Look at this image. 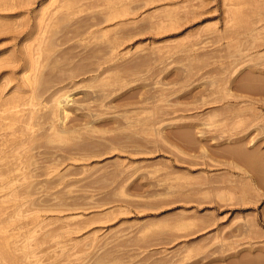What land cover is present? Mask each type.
Masks as SVG:
<instances>
[{"label": "rangeland", "instance_id": "374dc122", "mask_svg": "<svg viewBox=\"0 0 264 264\" xmlns=\"http://www.w3.org/2000/svg\"><path fill=\"white\" fill-rule=\"evenodd\" d=\"M0 264H264V0H0Z\"/></svg>", "mask_w": 264, "mask_h": 264}, {"label": "bare ground", "instance_id": "6f19581e", "mask_svg": "<svg viewBox=\"0 0 264 264\" xmlns=\"http://www.w3.org/2000/svg\"><path fill=\"white\" fill-rule=\"evenodd\" d=\"M80 18H81V17H80ZM61 28H62V27H61ZM55 29H56V28H55ZM49 30H50V29H48V31H49ZM57 30H58V28H57L56 30H54V31L56 32ZM48 31H47V32H48ZM58 31H59V30H58ZM58 31H57L56 33L54 32V34L57 35ZM65 31H66V30H65ZM49 32H50V31H49ZM52 32H53V31H52ZM59 32H60V33H58V34H59L61 37L64 38V34H65L64 31H62V29H61V31H59ZM61 32H62V33H61ZM68 32H69V31H68ZM50 33H51V32H50ZM63 33H64V34H63ZM61 34H62V35H61ZM52 35H53V33H52ZM58 37H59V36H58ZM59 38H60V37H59ZM63 38H60V40H61V39L64 40ZM66 39L69 40L70 37L67 36ZM66 39H65V40H66ZM68 40H67V47L65 46V44L63 45V47L65 46L66 48H63V47H62L63 50H64V51H63V50H62V51H63L64 53H65V49H66V52H67V50L70 49L69 46L71 47V46L74 45V44L71 45L70 43H68ZM90 41H91V40H90ZM61 42H63V41H61ZM92 42H93V44H94V42L97 44L96 47H94V49H93L94 51H96V49H98V50H97V52H98V51L101 50L102 48H105L104 46L101 45V43H97L96 41H92ZM92 42H90V44H91ZM73 43H74V42H73ZM78 43H79V42H77L76 45H82L81 47H82V49H83L84 51H86V50L88 51V50H89L91 53L94 52V51H91V49L93 48V45L91 46V49H89V47L86 49V47H87V46H86V45H87L86 43H84V44H82V43H81V44H78ZM87 43H88V42H87ZM62 44H63V43H61V44L59 43V45H61V46H62ZM68 44H69V45H68ZM85 44H86V45H85ZM88 44H89V43H88ZM83 45H84V46H83ZM98 45H101V46H98ZM85 46H86V47H85ZM88 46H90V45H88ZM94 46H95V44H94ZM97 46H98V47H97ZM75 47H76V46H74L73 48L71 47V49H74ZM79 47H80V46H79ZM83 47H85V48H83ZM99 47H100L101 49H99ZM62 48H61V49H62ZM95 48H96V49H95ZM75 49H76V50L78 49L77 52H80V49H81V48H78V46H77ZM85 49H86V50H85ZM76 50H75V51H76ZM83 50H82V51H83ZM59 51H60V50H59ZM59 51L56 52V54H57V53H60V54H59V55H61L60 58L58 57V56H59L58 54H57L58 56H57V55H56V56H57L59 59H62V58L65 59L66 56L64 55V53L62 54V51H60V52H59ZM75 51H74V52H75ZM87 51H86V52H87ZM82 53H83V52H81V53H79V54H82ZM87 53H88V52H87ZM87 53H86L87 57H88V56H89V57H93V56H90V55H94L93 53L90 54V55H88L89 53H88V54H87ZM73 54H74V53H73ZM75 54L78 56L77 53H75ZM75 54H74L73 56H75ZM84 54H85V53H84ZM95 54H96V52H95ZM53 55L55 56V54H53ZM53 55H52V57H53ZM56 56H55V57H56ZM63 56H64L65 58H64ZM94 56H95V55H94ZM43 57H44V56H43ZM49 57H51V56L48 55L47 58H49ZM52 57H51V58H52ZM55 57H53L51 60H49L50 58H49V59L46 58V59H47L48 61H50V62H48V63L54 62L53 60H55V63H57L58 61H60V60H58L57 57H56L57 59H56ZM83 57H84V55H83ZM83 57H82V56H81V57H78V59H80V58L83 59ZM89 57H88V58H89ZM76 58H77V57H76ZM85 58H86V57H85ZM88 58H87V59H88ZM63 59H62V60H63ZM68 59L70 60V58L67 57V60H68ZM56 60H57V61H56ZM84 60H85V59H84ZM65 61H66V60H65ZM65 61L63 60L62 63H60L61 61L58 62V63H60V64H57V65L60 67V69L62 68V67H61L62 65H63V66H66V65H68V64L70 63V62L68 61V64H67V63H66L67 61H66V62H65ZM70 61H71V60H70ZM63 62H64V64H63ZM55 63H54V64H55ZM47 65H48V64H47ZM47 65H45L46 68H47ZM51 65H52V63H51L50 65H48V68L50 67L49 69H51V67H53V66H51ZM57 65H56V64L54 65V66H56V69L59 68V67H57ZM48 68H47V69H48ZM64 68H65V67H64ZM47 69H46V70H47ZM53 69H55V67H53ZM253 69H255V68H253ZM259 69H260V68H259ZM63 70H64V69H63ZM63 70L61 69L60 71H63ZM256 70H258V67L256 68ZM260 70H261V71H260V73H261L263 70H262V69H260ZM40 72H41V74L43 73L42 70H41ZM49 72L52 73V71H49ZM49 72H47V73H49ZM54 72H55V73H52V75L49 73V75H51V76L53 77V74H54V75H55V74H58V71H57V70H56V71L54 70ZM258 72H259V70H258ZM44 73H45V72H44ZM44 73H43V74H44ZM47 73H45V75H48ZM41 74H40V75H41ZM49 75H48V76H49ZM52 77H51V78H52ZM56 77H57V75H56ZM53 78H54V77H53ZM58 90H59V89H58ZM45 91L47 92L48 90H45ZM45 91H44V94H43L42 92H41L42 94L39 92V93L41 94L40 97L43 96V95H44V97H45V95H46V94H45V93H46ZM56 91H57V90H56ZM36 96H38V95H36ZM40 97L38 96V97H35V98H36V99L38 98V100H40V99H39ZM47 97H48V96H47ZM45 98H46V97H45ZM38 102H39V101H38ZM58 103L61 104V103H62V100H59V99H58ZM62 107H63V106L61 105V108H62ZM64 107H65V106H64ZM65 108H66V107H65ZM64 110H65V109H64ZM82 112H84V111H82ZM82 112L80 113V116L82 115L81 117L78 115L79 113L77 114V115L80 117V119L83 118V113H82ZM84 113H85V112H84ZM86 114H87V113H86ZM45 115H46V114H45ZM45 115H44V116H45ZM62 115H63V114H62ZM62 115H61V116H62ZM67 115H68V114H67ZM63 116H64V115H63ZM63 116H62V117H63ZM68 116H69V115H68ZM45 117H48V116H45ZM79 117H78V119H79ZM84 117H87V116L84 114ZM63 118H64V117H63ZM46 119H47V118H46ZM46 119H45V120H46ZM74 119H76V118H73L72 120L74 121ZM86 119H87V118H86ZM63 120H64V122H65V118L62 119V121H63ZM72 120H71V121H72ZM76 121H78V120L76 119ZM73 123H75V121H74ZM244 135H245V133H244ZM256 136H257V135H256ZM240 137H241V136H240ZM240 137L238 136V138H240ZM244 137H245V136H244ZM241 138H243V137H241ZM256 138L258 139L259 137L257 136ZM244 139H245V138H244ZM244 139H243L242 141H244ZM253 140H254V141H252V142H255L256 139H253ZM258 140H259V139H258ZM237 141H238V140H237ZM249 143H250V142H249ZM257 143H258V141H257ZM256 145H257V144H256V142H255V147H256ZM253 146H254V145H253ZM258 153H259V152H258ZM250 154H252V155H249V154H248V156H251L252 158H253V156L255 155V154H253V153H250ZM259 155H261V153H259L258 155L256 154L255 158H257V156H259ZM262 155H263V154H262ZM253 175H256V174L253 173Z\"/></svg>", "mask_w": 264, "mask_h": 264}]
</instances>
